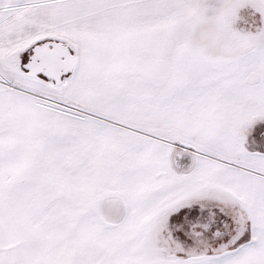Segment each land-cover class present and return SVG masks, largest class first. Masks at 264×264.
<instances>
[{
  "label": "snow or ice",
  "instance_id": "1",
  "mask_svg": "<svg viewBox=\"0 0 264 264\" xmlns=\"http://www.w3.org/2000/svg\"><path fill=\"white\" fill-rule=\"evenodd\" d=\"M0 264H264V0H0Z\"/></svg>",
  "mask_w": 264,
  "mask_h": 264
}]
</instances>
